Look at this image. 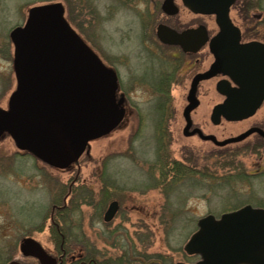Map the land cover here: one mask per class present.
I'll list each match as a JSON object with an SVG mask.
<instances>
[{
	"label": "rangeland",
	"instance_id": "1",
	"mask_svg": "<svg viewBox=\"0 0 264 264\" xmlns=\"http://www.w3.org/2000/svg\"><path fill=\"white\" fill-rule=\"evenodd\" d=\"M162 1L0 0V109L9 111L19 90L12 31L24 28L33 7L56 3L109 72L117 109L104 133L60 163L20 154L16 138L0 128L1 258H17L18 244L31 239L55 257L63 248L110 264L187 262L184 245L200 218H219L247 204L264 207V152L257 136L226 147L181 136L190 64L175 80L170 49L157 41L156 26L178 31L204 25L210 36L217 27L213 17L194 15L179 0L178 13L167 15ZM230 18L244 38H264V0H237ZM195 94L190 122L202 136L221 142L248 128L264 131V103L249 120L214 125L212 107L221 96L212 82ZM113 202L114 216L105 223ZM58 204L62 213L53 210Z\"/></svg>",
	"mask_w": 264,
	"mask_h": 264
},
{
	"label": "water",
	"instance_id": "2",
	"mask_svg": "<svg viewBox=\"0 0 264 264\" xmlns=\"http://www.w3.org/2000/svg\"><path fill=\"white\" fill-rule=\"evenodd\" d=\"M235 1L180 0L193 14L214 16L219 29L209 43L215 61L206 72L194 77L186 116L197 106V84L217 75L229 80L218 84V92L225 99L211 112L213 124H218L221 118L229 122L247 119L264 101V45L240 44V31L229 17ZM163 8L169 15L176 13L173 0H165ZM21 29L11 33L19 90L11 109H0V128L8 129L21 147L43 161H68L76 148L104 133L116 119L112 78L67 24L61 4L33 7ZM157 32L164 43H178L192 53L208 38L203 26L180 33L159 26ZM230 82L236 87L232 88ZM252 133L264 135L260 129L251 128L221 142L212 136L203 138L224 146ZM115 210L113 202L104 220H111ZM197 228L184 245L187 255L201 259L196 264H264L263 209L244 206L219 219L208 215L198 221ZM21 252L40 264H53L34 240H26Z\"/></svg>",
	"mask_w": 264,
	"mask_h": 264
},
{
	"label": "flooded vegetation",
	"instance_id": "3",
	"mask_svg": "<svg viewBox=\"0 0 264 264\" xmlns=\"http://www.w3.org/2000/svg\"><path fill=\"white\" fill-rule=\"evenodd\" d=\"M164 1L165 0H163L162 1V3H161V5H160V7H161V9H162V11L165 13V14H167L166 12H165V10H164V8H163V3H164ZM237 1V0H236ZM173 4H174V6L176 7V13H178V11H179V9H178V7L176 6V4L174 3V0H173ZM175 13V14H176ZM175 14H173V15H175ZM230 14V13H229ZM167 15H169V14H167ZM214 21H215V19H214ZM159 26H165V27H167L168 29H170L171 31H174L175 33H180V32H182V31H184V30H186V29H188V28H186V29H184V30H174V29H172V28H170V27H168L167 25H165V24H158L157 26H156V33H155V36H157V41H160L161 43H164L162 40H161V38L159 37V35H158V32H157V30H158V27ZM198 26H203L204 28H205V30H206V32H207V42L206 43H204L203 44V46H201L200 47V49L199 50H197L196 52H188V51H185L184 50V48L180 45V44H178V43H175V42H169V43H164L165 45H167V47L170 49V52H171V54L170 55H168V59L169 60H171L172 62H174V63H172V64H174V70L176 71H174V79L175 80H181L182 79V75H183V73L182 74H180V71L183 69V68H188V64H190V70H191V73L190 74H188L189 75V77H190V81H189V85H188V87H190L191 86V82L193 81V79H194V77L196 76V75H198V74H201V73H204L205 71H207L209 68H210V66L212 65V63H214V61H215V59H214V55H213V53L211 52V50H210V47H209V43H210V40L215 36V34L214 35H212V36H210L209 35V33H208V30H207V28L204 26V25H197L196 27H198ZM239 29V28H238ZM239 31L241 32V30L239 29ZM152 32H153V29H152ZM250 42H257V43H260L261 45H264V38H244L243 36H242V34H240V44H245V43H250ZM147 51V50H146ZM14 52V51H13ZM207 61L208 63H207V67H206V69H203V70H200L199 68H200V66H198V64H200V63H204V61ZM188 70V69H187ZM193 70V71H192ZM188 75H186V76H188ZM226 79H228L227 77H224V76H222V75H217V76H215V77H212V78H210V79H206V80H201L198 84H197V86H196V89H198V86L200 85V84H202V83H204V82H212L213 83V88H214V92H215V94L216 95H220L221 96V100L219 101V102H217L216 104H214V106L213 107H215L216 105H219V104H221L223 101H224V96H222L219 92H218V89H217V87H218V84L222 81V80H226ZM231 85V87L232 88H235L236 87V85H234L233 83H231L230 84ZM196 89H195V92H196ZM195 96H196V94H195ZM185 101V105H184V107H183V112H182V116H183V121H184V127H183V129H182V131H181V136L182 137H184V138H186V139H194V138H197L198 137V139H201V140H204V138L200 135V130H198V129H196V128H194V126H192V124H191V122H190V114H191V112L188 114V116H186L185 115V109H186V107L188 106V104H189V100H188V95H187V97H186V100H184ZM198 102V101H197ZM263 103H264V101H263ZM263 103H262V105H263ZM119 104H122V102H121V99L119 100ZM198 104V103H197ZM262 105H261V107H262ZM212 107V108H213ZM260 107V108H261ZM259 108V109H260ZM258 109V110H259ZM257 110V111H258ZM257 111H256V113H257ZM255 113V114H256ZM254 114V115H255ZM253 115V116H254ZM253 116H251V117H249V118H247V119H245V120H243V121H246V120H249L250 118H252ZM221 121H225V120H221ZM218 125V124H217ZM254 128H256V127H254ZM248 129H250V128H248ZM248 129H246V130H248ZM245 130V131H246ZM243 133V132H242ZM263 133H264V131H263ZM241 134V133H240ZM257 136L256 137V142H258V144H257V146L258 145H261V149L260 150H258L259 152H264V135H260V134H258V133H252V134H250L249 136H247L246 138H244L243 140H241L242 142L243 141H245L246 139H248V138H250L251 136ZM197 139V140H198ZM227 139V138H226ZM225 140V139H224ZM240 141V142H241ZM228 146V145H227ZM224 147H226L225 145H224ZM20 151H19V153L20 154H23V153H21V151L23 152V151H25L26 153H27V150L25 149V148H23V147H17ZM262 169V168H261ZM257 170V169H256ZM263 172H264V170H263ZM262 172V173H263ZM258 173L259 172H252V173H249L248 175L249 176H258ZM247 205H249V204H247ZM249 206H251V207H254V206H252V205H249ZM62 207H64V206H61V205H55V206H53V210H55L56 212H60V213H62L63 211H62ZM65 208V207H64ZM254 208H259V209H263L264 210V207H254ZM227 212H229V211H227ZM226 213V212H225ZM103 219H104V216H103ZM104 222H105V220H103ZM105 223H108V222H105ZM53 224L54 225H56V223L53 221ZM197 224V223H196ZM54 227H56V226H54ZM197 230V229H196ZM54 231H56V232H58L59 234H61L62 235V232L60 231V229H56V230H54ZM196 232V231H195ZM194 232V233H195ZM193 233V234H194ZM64 237V236H63ZM28 238V237H27ZM26 238V239H27ZM24 242V241H23ZM22 242V243H23ZM38 243V242H37ZM24 244V243H23ZM23 244H18V246H17V248H16V250H17V252H19V255H17V258H14L15 257V255L13 254V255H11V256H9V258H1V256H0V264H40V262L37 260V259H35V258H32V257H28V256H25V255H23V253L21 252V247H22V245ZM39 244V243H38ZM183 253L185 254V257L188 259V261L187 262H180V261H178V262H176V263H174V264H177V263H184V264H196V263H198L199 261H201V259L198 257V256H196V255H187L186 253H185V251L183 250ZM49 254V253H48ZM183 254V255H184ZM88 255V254H87ZM83 256V254L81 253V254H79V255H77L76 257L75 256H71V254H68V253H66V252H64V249L63 248H61V254L59 255V257H55V256H53V255H50L49 254V257L52 259V261H53V264H110L109 263V260L106 258V257H104V258H101L100 260H96V259H93V258H91L90 256H91V254L90 255H88V256ZM13 257V258H12ZM158 257H160V256H158ZM172 261V260H171ZM171 264V263H170Z\"/></svg>",
	"mask_w": 264,
	"mask_h": 264
}]
</instances>
